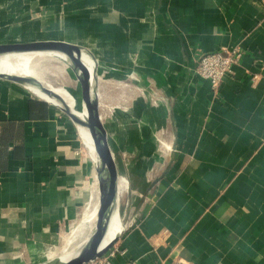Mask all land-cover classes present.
<instances>
[{
  "label": "crops",
  "instance_id": "0c3cea01",
  "mask_svg": "<svg viewBox=\"0 0 264 264\" xmlns=\"http://www.w3.org/2000/svg\"><path fill=\"white\" fill-rule=\"evenodd\" d=\"M45 39L99 62L122 181L112 264H264V0H0V45ZM226 49L243 58L214 89L196 60ZM72 71L62 88L82 105ZM75 131L0 78V264L51 263L90 215L97 171Z\"/></svg>",
  "mask_w": 264,
  "mask_h": 264
},
{
  "label": "water",
  "instance_id": "95a60500",
  "mask_svg": "<svg viewBox=\"0 0 264 264\" xmlns=\"http://www.w3.org/2000/svg\"><path fill=\"white\" fill-rule=\"evenodd\" d=\"M37 53H62L82 62L85 77L80 76L73 68L81 79L82 106L75 107L73 102L63 94L49 89L46 85L36 84L28 78L29 76L22 73L12 60V56ZM0 67L8 74L7 76L0 74V78L20 85L38 99L61 111L76 127L83 126L90 133L93 149L102 171L101 179H103L102 186L101 184L99 186V204L94 217V225L83 241L49 263L87 264L103 255L109 247L114 245L117 237L114 232L119 219L118 211L122 197L120 172L99 117L101 96L99 62L90 50L75 42L63 39H45L29 43L1 44ZM90 80L92 86L89 90ZM64 103H69L71 107H67ZM104 246L106 248L99 251V248Z\"/></svg>",
  "mask_w": 264,
  "mask_h": 264
},
{
  "label": "built area",
  "instance_id": "2783aa9c",
  "mask_svg": "<svg viewBox=\"0 0 264 264\" xmlns=\"http://www.w3.org/2000/svg\"><path fill=\"white\" fill-rule=\"evenodd\" d=\"M243 58V52L240 49L232 50H223L214 53H202L198 56L196 60V67L194 69L195 74L204 81H207L211 84L214 89H218L220 83L224 80L225 77L229 76L232 73L233 67L239 65ZM257 76H253L252 81H255ZM117 89L121 92V97L125 96L126 90L129 88L126 84L117 86ZM124 101V100H123ZM74 104V103H73ZM77 105H74L75 107ZM113 109L120 108V105H114L113 102L110 103ZM81 150L76 152V155H79ZM92 197V195H91ZM82 204V203H81ZM80 220L73 219L69 225V229L72 228L70 237L68 238V243H70L74 238V233L79 226L78 222ZM78 224V226H76ZM67 240V239H66ZM114 246H111L107 251L100 257L95 258L87 264H112V260L115 257V251L113 250ZM176 264H185V263H176Z\"/></svg>",
  "mask_w": 264,
  "mask_h": 264
},
{
  "label": "rangeland",
  "instance_id": "374dc122",
  "mask_svg": "<svg viewBox=\"0 0 264 264\" xmlns=\"http://www.w3.org/2000/svg\"><path fill=\"white\" fill-rule=\"evenodd\" d=\"M240 51H241V49H240ZM70 67L67 64H65V62H62V61H58L55 65H51L49 67L42 65L41 68L38 70L37 76L41 78V80L44 82V84L49 89H54V88L60 89L57 92L65 95L66 97H68V98L72 99L73 101L77 102L78 101V97L77 96H74L72 93H70V92H68V91H66L65 89L62 88V86H63L62 85V82H63L62 78L64 77L63 76L64 72H71L72 74L74 73L72 71L73 67L72 66H70ZM57 70L60 71V73H61V75L59 77H57V72H56ZM53 78H54V82L56 83V86H59V87H55L53 85V81L49 80V79H53ZM58 78H61V79L59 80ZM79 81L81 83V79L80 78H79ZM121 99H122V97H119L116 100H113V104L114 105H120L121 104ZM109 104H110V102H109ZM78 105L82 106L81 104H77L76 106L78 107ZM110 109L114 110L112 107ZM75 133L77 135L79 134L77 131H75ZM86 155H87V158H89L90 155H91L88 148L86 149ZM94 181L96 182L95 185H94ZM97 182H98L97 178L94 175H92V180H91V182L89 184L90 186H87L89 191L92 193V197H91L90 192H88V189L85 191L86 194L88 195V200H90L89 207H90V212L91 213H90V215H88L87 212H85L86 214L81 216L82 218L78 222L79 226H78V224L76 225L78 227H77V229H76V231L74 233V238H73V240L70 243H68L66 245L68 247H67V249H65L64 253H67L69 250L72 249V247L74 248V246L76 244L78 245L84 238H86L87 234L89 233V231L91 229V227L94 225V217H95V214L97 213V210H98L99 196H100V190H99V186L100 185ZM91 189H93V190H91ZM96 197H97L98 201H97ZM96 202H97V204H96ZM87 210H89V208ZM72 211H74V209H72ZM63 227H64V224H63Z\"/></svg>",
  "mask_w": 264,
  "mask_h": 264
},
{
  "label": "bare ground",
  "instance_id": "6f19581e",
  "mask_svg": "<svg viewBox=\"0 0 264 264\" xmlns=\"http://www.w3.org/2000/svg\"><path fill=\"white\" fill-rule=\"evenodd\" d=\"M12 60L18 66V68L20 69L22 73H24L27 77L29 76L28 78H30L33 82L41 86L45 84L41 80V78L37 76L38 70L41 68L42 65L49 67L51 65H55L58 61H68L69 64L77 71V73L80 76L85 77V70L82 67L83 66L82 62L79 59H77L76 61L71 56L64 55L62 53H51V54L50 53H37V54L26 55V56H12ZM0 74L4 76L8 75L7 72L1 67H0ZM91 86H92V82L90 80L89 85H88L89 90L91 89ZM64 97L66 96L64 95ZM68 99L72 101L74 104H76V102L73 101L72 99L70 98ZM64 104L67 107H71L69 103H64ZM77 129L79 131L81 139L87 145L91 153L93 166L94 168H96V171H97V180H98L97 183L99 185L101 184L102 186L103 184V179H101L102 171L99 167L98 158L93 149V145L90 139V133L83 126L77 127ZM94 185H95V182H94ZM91 229H90V232H91ZM100 248H99V251L104 250L106 246L102 247L101 249Z\"/></svg>",
  "mask_w": 264,
  "mask_h": 264
}]
</instances>
